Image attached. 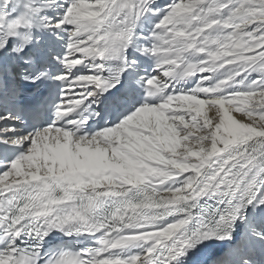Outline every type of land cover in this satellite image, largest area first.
I'll return each instance as SVG.
<instances>
[{"label": "snow or ice", "instance_id": "obj_1", "mask_svg": "<svg viewBox=\"0 0 264 264\" xmlns=\"http://www.w3.org/2000/svg\"><path fill=\"white\" fill-rule=\"evenodd\" d=\"M0 264H264V0H0Z\"/></svg>", "mask_w": 264, "mask_h": 264}]
</instances>
